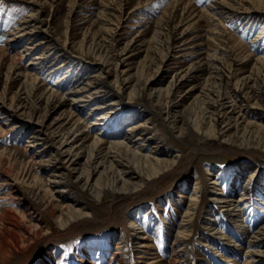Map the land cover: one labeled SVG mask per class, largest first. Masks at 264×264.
<instances>
[{
  "label": "rangeland",
  "instance_id": "374dc122",
  "mask_svg": "<svg viewBox=\"0 0 264 264\" xmlns=\"http://www.w3.org/2000/svg\"><path fill=\"white\" fill-rule=\"evenodd\" d=\"M38 1L8 0L4 3L0 0V47H3L0 48V98L7 105L14 106L21 120L15 129L0 133V264H177L173 248L178 246L175 248L178 249L184 244H178L175 235L189 203L195 179L201 182V200L193 223L186 231V264H245L251 232L264 222V147L253 146L246 150L238 143H220L195 132L178 136L177 130L172 133L173 129L169 130L164 121L167 113L165 107L158 114H152L144 106L152 104L153 85L159 84L157 86H172L178 90L183 100L182 108L188 106L194 114H198L205 95L209 93V98H216L215 86L219 82L216 77L220 76L221 88L238 89L242 96L240 106L244 103L256 106L248 120L264 123L261 120L264 73L259 74L257 69H252V58L247 61L245 51L234 43L247 45L252 55H264V19L250 23L245 16L236 15L224 16L219 20L218 17H210L208 20L200 10L220 0H191L194 8L185 12L171 5L172 0H79L75 13L69 18V8L74 0H46L40 16L51 24L53 37L65 40L69 23V52L76 56V68L65 87L72 89L78 84L76 78L85 80L87 76L97 73L96 67L89 65L97 54H107L111 67L115 68L119 62L120 73L128 68L133 72L138 68L143 70L140 96L129 100L128 93L124 91V96L117 103L115 118L106 122V130L111 128L114 120L119 119V129L123 133L129 125L151 115L158 137L149 141L147 150L160 140V148L172 154L169 158L179 155V164L162 176L159 183L133 195L113 197L107 194L97 200L93 192L82 189L86 180L83 176L82 181L76 182L74 189L66 195L70 198L75 193L92 214L89 218L62 226L57 219L66 201L55 193L51 196L47 167H41L31 159L40 150L37 155L45 163L52 151L44 147L42 140L34 146H27V143L33 139L31 136L38 124L45 125V133L57 145L63 140V133L73 127L69 97L48 99L43 94L46 87L67 73V67L59 70L52 79L40 74L38 87L29 91L20 73L31 58L43 52L47 44L29 51L30 55L20 59L17 66L13 65L11 56L31 36L18 38L17 44H5L15 24L31 11L35 12L34 2ZM90 10L94 22L83 19L91 13ZM210 21L212 25H217L219 21L221 26L210 27ZM217 29L228 37V42L218 43L217 61L214 65L206 64V52L213 50L208 33ZM261 31V41H254ZM40 37L41 34L31 39L36 43ZM82 39L85 44L80 49L78 43ZM45 50L47 55H52L51 58L58 56L53 48ZM191 50L193 53L190 54ZM187 52L191 56L185 57ZM117 54L120 57H116ZM77 56H82V59ZM66 57L63 55L57 61L66 60ZM115 57L118 60H113ZM212 70L219 75L210 77ZM31 72L36 73L37 70L32 69ZM151 77L162 79V83L155 81L145 88L143 83ZM256 78L257 87L254 82ZM106 100L111 101L112 96H107ZM227 100V94L223 92L221 101L227 103ZM173 106L170 110L174 111L176 107ZM86 109H82L80 116L87 115ZM106 110L110 111L109 108ZM89 118L92 122L95 120L93 115ZM12 119L0 112V127L8 129L10 126L4 123H11ZM99 128L84 127L83 131L89 129L88 133L92 136ZM84 136L74 137L72 144L80 146ZM83 161L84 158L80 162ZM64 167L66 173L74 172V179H71L74 181L79 174L80 164L71 163ZM255 167L256 175L247 182ZM217 170L223 171L221 177L216 178L220 191L218 196L227 199L233 184L240 190L246 183V187L252 190L253 205L246 208L242 220L235 216L227 217L221 212V205H218L212 193L213 184L210 181L214 180L213 174H208V171L215 173ZM5 179L17 181L19 196L23 197L21 202L7 198L10 185H1ZM28 210H33L34 214L28 215ZM35 215L41 219V230L35 227L36 221L32 218ZM132 221L140 227L137 236L132 230ZM217 228L222 231L220 235L225 237L215 234ZM143 236H148V248L140 247ZM119 244H122V249H116ZM257 248H264V244H258ZM118 251L121 254L117 256L115 252Z\"/></svg>",
  "mask_w": 264,
  "mask_h": 264
},
{
  "label": "bare ground",
  "instance_id": "6f19581e",
  "mask_svg": "<svg viewBox=\"0 0 264 264\" xmlns=\"http://www.w3.org/2000/svg\"><path fill=\"white\" fill-rule=\"evenodd\" d=\"M2 1L4 3L8 2V0ZM78 1L79 0H74L69 8V18L75 13V5L78 4ZM45 2L47 1L39 0L38 2H34L36 7L35 12L31 11L15 24V27L9 32V36L6 37L5 44H17L19 42L18 38L23 36L32 37L39 34L42 35L40 41H37L36 43H33L30 37L29 41L23 45L24 47L22 46L16 54L11 56L14 66H17L19 60L24 56H29V51H32L42 44H47L45 49L48 50L49 48H53L54 51L57 52L58 56L51 58L52 55H47L46 50L44 49L41 54H38L36 58H31V60L23 67L24 70L21 71L20 75L24 77L25 85L29 91L38 87L37 83L40 74L45 75V78L47 79H52L58 74L59 70L67 67V73L63 74V76L60 75L62 76L61 78L56 79L51 86L46 87L43 94H45L48 99H52V97L54 98L56 96H59L61 99L69 97L71 106L70 117L73 121V127L69 132L63 133L64 138L57 145V143H54V141L47 136L48 134L45 133V125L38 124L37 129L33 131V135L31 136L33 139L31 141L28 140L27 143V146H34L38 144L39 140H42L44 141V147H48L52 151L50 156L45 159V163H42L43 160L38 156L39 154L37 152L40 150L36 151V154L32 155L31 159L35 164H39L41 167H47V172L50 174L49 184L51 187L48 191L52 192L51 196L53 197V193H55L60 199L66 201L63 205L62 212L60 211L61 214L58 216L57 221L62 226H67L76 221L89 218L92 214L91 210L84 203L79 201V198L75 193H73L75 197L72 195L73 197L68 198L66 195L74 189L76 182L79 183L82 181L81 178L83 176L86 180L82 189L93 192L97 200H101L102 197L107 194H111L113 197L118 195H133L159 183V179L162 178V176L175 168L178 163L179 155H174L169 158L172 154H170L169 151L160 148V143H162L160 140L157 141V145L147 150L149 141L158 137L157 130L154 129L152 124L153 117L151 115L145 117L140 122L133 123L131 126L129 125L123 133H121L119 129L121 126L119 119L114 120L111 128L106 130V122L115 118V115L117 114L116 106L121 97L124 96V91L128 93L129 100L136 99L140 96L141 91L139 87L142 86V77L144 75L143 70L138 68L137 71L133 72V69L128 68L126 71L120 73V71H118L119 62L116 64L115 68L111 67L110 57H108L107 54H97V57L94 58L95 60L93 59V61L89 63V65L96 67L97 73L87 76L85 80L76 78V83L78 84L72 89L65 87L67 81L73 76V71L76 68L74 67L76 56L69 52V45H71L69 41V21L66 26L65 40L62 41L58 37H53L51 24L40 16L46 5ZM171 5L178 9H182L183 12L191 11L190 9L194 8V4L191 0H172ZM89 12L91 13L83 19L88 18V20L94 22L92 10ZM200 12H202L208 20L211 19L210 17H213V19L218 17L217 19L219 20L224 16L234 17L238 15L250 19L249 22L251 23L255 20L264 19V0L214 1L212 4L210 3L203 7ZM210 23V27L214 28L219 25V21L217 25H212L211 21ZM220 30L221 29L218 31L220 32ZM218 31L212 30V32L210 31L208 33L207 38L209 39V44L213 50L209 49L208 53L206 52V64L212 63L214 65L218 58V55L216 54V51L219 49L218 43L228 42V37L224 33H218ZM262 36L263 31L256 35L254 41L260 42ZM235 41H237V39ZM234 43L241 46L245 51V58L247 61L252 58L254 62L252 69H257L259 74L264 73V55H252L247 45L240 42ZM84 44L85 40L82 39L78 43L80 49H83ZM0 48L3 49V47ZM189 52L190 54L191 52L193 53L192 50ZM189 52H187V54ZM196 53L197 52H195V54ZM190 54L185 57L191 56ZM63 55L67 56L65 58L66 60L63 59L62 61H57V59ZM118 56L120 57V55L117 54L116 57ZM78 57L82 59V56H77V58ZM116 57L113 60H118ZM34 60L37 61L34 62ZM47 62H49L48 65L46 64ZM29 66H31V68L27 69ZM32 69H36L37 72H31ZM213 74L217 75L218 72L216 70L210 71V77H212ZM216 78L219 79L217 86H215V88L217 87V96L216 98L211 99L209 98V93L205 95L198 114H194L188 106L182 108V97L178 95L180 92L178 90L176 91L174 87L169 86L163 88L157 86L159 84L153 85L155 81L156 83H162V79H154V77L148 78L147 81L143 83L145 88H148L151 85L154 86L151 94L152 104L144 107H146V110H150L152 114L157 113L160 109L162 110V108L165 107L167 113L164 121L167 123L169 130L173 129L172 133H174V130H177L178 136H184L186 133L195 132L197 135H203L218 140L220 143H238V146L245 148L246 150L253 146L264 147V123H257L248 120V116L256 106L250 103H244L240 106L239 101L242 96H240L238 89H228L229 87L226 86L223 89L221 88V77L218 76ZM254 82L257 87L259 85L258 79L256 78ZM223 92L227 94V103L221 101ZM107 96H112V100L108 102V99L106 100ZM94 103L96 104L95 106L93 105ZM245 105L247 106L245 107ZM171 106L176 107L177 109L175 108L174 111L170 110ZM84 108H87L86 110L88 113L82 117L80 116V112ZM108 108L110 111L106 110ZM262 110L261 120H264V108ZM0 112H3L4 116H8L9 119L13 118V122L4 123L10 126L8 129L0 127V133H6L19 126L21 120L18 117V113L14 106L7 105L1 98ZM92 115L93 118H95L93 122L89 118ZM75 125L76 127H74ZM91 126L92 128L100 127L92 136L88 133L89 129L83 131L84 127L91 128ZM79 135H85L83 143L80 146H75L72 144L74 140L73 138L78 137ZM46 150L47 148L42 150L41 153ZM87 150L88 152L86 154L85 152ZM97 151H99V153H96ZM100 153H102V156H99ZM83 158L84 161L80 162ZM71 163L72 165L75 163L80 164L79 174L74 181L71 180L74 179V172L69 170L71 172L70 174V172L66 173L64 170V166H67V164L70 165ZM243 168H245V166ZM256 173L257 168L255 167L247 177V182L250 178H253ZM208 174H213L212 178L214 180L210 181L211 185L213 184L211 187L212 193L216 196L218 205H221L219 207L221 212L227 217L233 218L235 216L242 220L241 217L244 215L246 208L253 205L254 198L252 190L249 187H246V183L241 186L240 190H237V186L233 184L232 190L230 191L231 195L226 199L222 195H217L218 193L220 194V191H218L216 186V178L221 177L223 171L217 170L215 173L208 171ZM1 178L2 176H0V179ZM16 182L17 181L12 182L5 179V182L1 185L6 187L10 185L7 193L8 199L13 198V200L16 199L18 202H21L23 197L19 196V189ZM195 185L193 191L189 195V203L182 214V220L175 235V241L178 244L181 242L184 244L178 249H175L178 246L173 248L177 264H186L188 262V256L186 254L188 249L186 231L190 229L193 223L198 204L201 200V182L198 179H195ZM51 200L49 202H51ZM27 214L32 216L34 211L28 210ZM36 216L37 215L32 217L33 220L36 221L35 227L41 230V219ZM130 224L133 227V232L135 231V235L137 236L138 233L136 232L140 227L136 225L137 223H134V221ZM221 233L222 231L217 228L215 234L221 238L225 237V235H220ZM251 233L248 241L249 247L246 250V256L248 257L245 260V264H264V248H257L258 244H264V222ZM147 240L148 236H143L139 242L140 247L148 248L150 245ZM229 242L231 244L233 243L232 240H229ZM121 247H123L122 244H119L116 246V249ZM115 253L118 256L121 254V251ZM151 263L153 262H149V264Z\"/></svg>",
  "mask_w": 264,
  "mask_h": 264
}]
</instances>
